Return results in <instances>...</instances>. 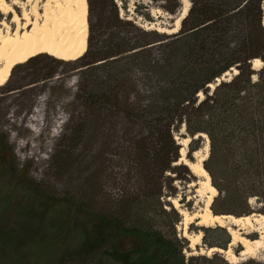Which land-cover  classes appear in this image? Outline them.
Instances as JSON below:
<instances>
[{"label": "rangeland", "instance_id": "rangeland-1", "mask_svg": "<svg viewBox=\"0 0 264 264\" xmlns=\"http://www.w3.org/2000/svg\"><path fill=\"white\" fill-rule=\"evenodd\" d=\"M6 1L16 3L12 6L19 19L13 23L12 14H0V38L8 28L10 34L19 32L22 36L32 32L34 25L43 27L47 0ZM238 1L188 0V4L196 15L206 6L227 11ZM86 2L89 43L84 59L68 62L40 54L35 56L37 60L15 65L0 86V264H101L109 243L96 246L93 252L84 250L79 232L83 225L91 229L93 214H120L125 200L133 196L147 200L150 226L166 239L174 236L179 241L173 242L175 248L186 241L181 251L185 258L218 255L230 264L224 254H207L211 239L217 246L228 248L226 230L190 223L187 233L201 234L199 245L191 249L182 236L184 222L179 212L191 214L207 207L212 215L264 216V203L251 198L239 208L225 206L215 188L210 201L205 181L183 165H200L207 147L209 151V140L201 136L199 149L188 155L190 139L183 126L173 133L178 158L160 172L165 158L158 149L162 138L154 131L158 129L154 123L157 117L166 119L161 125L167 123L168 103H183L187 96V67L205 79L200 67L211 64L213 54L217 58L220 45L207 31L173 33L179 11L169 15L163 10L171 0ZM22 11L32 19V26L23 30ZM229 34L228 46L240 47L245 37L242 25L235 21ZM158 40L163 42L156 43ZM92 62L97 63L83 67ZM181 114L182 110L176 111V119ZM32 117L38 119L37 126L27 122L22 129L17 126ZM27 125L44 129L37 142L42 145L38 150L42 162L38 157L22 159L27 148L25 152L16 148L30 137ZM195 183L196 187L188 188ZM209 185L213 187L211 179ZM197 189L201 190L200 197L188 201ZM175 199L176 207L172 203ZM72 206L77 210L75 216L69 211ZM160 208L167 213L174 210L179 222L174 224L173 217L163 215ZM59 217L67 222L63 224ZM204 229L221 232L208 236ZM243 236L250 240L258 237L256 233ZM240 250L239 245L232 247L236 256ZM251 260L264 264V252L256 259H239L236 264Z\"/></svg>", "mask_w": 264, "mask_h": 264}, {"label": "trees", "instance_id": "trees-1", "mask_svg": "<svg viewBox=\"0 0 264 264\" xmlns=\"http://www.w3.org/2000/svg\"><path fill=\"white\" fill-rule=\"evenodd\" d=\"M163 1L168 3V0ZM263 2L240 0L227 11L220 7L206 6L196 15L193 7L188 9L178 34L207 31L221 48L218 49L217 58H214V54L211 56V64L202 63L200 72L207 76L205 79H200L195 75V69L187 67L186 74L190 75L185 82L187 96L183 103H168L165 126L161 124L166 119H154L155 128L158 127L154 131L162 138L158 149L163 150L165 158L160 172L169 169L170 164L178 158L173 133L181 126L185 136L190 139L188 155L199 149L201 135H205L209 140V156L202 166L213 187L219 192L222 203L236 208L246 205L251 198L264 203V66L252 69L251 65L255 59L264 61ZM180 8L179 0H171L163 10L169 15H175ZM235 21L237 25H242L245 37L240 47L231 49L228 38ZM160 42L163 40L156 43ZM87 53L88 49L77 60L84 59ZM37 59L33 57L30 61ZM96 63L84 64L83 67ZM228 74L231 76L228 77ZM199 92L203 94L201 99H198ZM180 110L182 114L176 119V111ZM170 122H177L179 126H173V123L170 125ZM170 149L172 153L168 157ZM148 206L146 199L133 196L125 200L119 210L120 214H93L91 229L83 225L79 232L82 239L80 246L93 252L96 246L109 243V249L103 251L104 261L100 260L101 264H227L218 255L211 258H185L181 251L186 241L183 240L175 248L173 242L179 241L174 236L166 239L159 230L150 226L146 215L151 210ZM70 210L75 216L76 208L72 206ZM132 212L135 217H132ZM160 212L171 215L174 224L180 220L174 210L167 213L160 208ZM61 221L63 224L67 222L64 219ZM204 232L213 236L221 231L204 229ZM224 237L227 243L228 236ZM208 245L210 248L225 250L224 245L217 246L212 239ZM244 264L260 263L251 260Z\"/></svg>", "mask_w": 264, "mask_h": 264}, {"label": "bare ground", "instance_id": "bare-ground-1", "mask_svg": "<svg viewBox=\"0 0 264 264\" xmlns=\"http://www.w3.org/2000/svg\"><path fill=\"white\" fill-rule=\"evenodd\" d=\"M179 2L181 8L173 25V33H176L179 30L180 23L189 9L188 0H179ZM12 5H16V3L13 1L10 5L6 0H0V14L5 16L12 14V22L15 23L18 22L19 18ZM43 18L45 22L42 28H39L38 25H34L32 32L26 31L22 36H20L19 32L10 34L8 28L7 34L1 36L0 63H2V68L0 69V86L7 81L9 72L15 65L27 62L29 59L40 54H45L54 59L69 62L77 60L85 53L88 35L86 0H47V4L44 6ZM22 21V30L32 26V19L23 11ZM251 65L253 69H257L258 66L259 68L264 66V62L255 59L252 61ZM209 87L213 88L212 85H209ZM40 104L41 101H38V106ZM37 112V110L33 111V114L36 117ZM25 122L37 126L38 119L33 117L27 120L25 119L20 125L17 124V126L22 129L24 127L23 123ZM27 129L30 130V137L25 139L21 144H17L16 148L20 152H25V149L27 148V153L22 156V159H34L38 157V161L42 162L43 158L39 157L38 154V150L42 145L37 142L43 135L44 129L42 127H36L33 129L28 125ZM201 136L205 137V135ZM14 140L15 137H13V141ZM185 142L188 143V140H185ZM206 151V156L201 159V163L207 158L209 152L208 147ZM201 163L193 168L185 163L183 165L187 166L194 176H199L205 181L204 185L210 194L211 201V199L215 197L216 190L209 185V176L202 168ZM194 187H196V183L188 186V188ZM194 193L195 196L188 197V201L200 197L201 190L197 189ZM176 202V199L172 201L174 206L176 205ZM194 209H196L195 203L193 206V210ZM179 213L180 216H183L184 222L182 236L189 241V247L191 249L199 245L201 234L187 233V230L185 229H187V225L196 221V226L206 228L216 225L224 228L230 236V244L227 249L222 250L219 248H210L208 249L207 254H224L227 262L230 264H236L239 259H256L259 253L264 252V216L262 215L250 214L242 217L231 215L214 216L207 207L202 211L197 210L191 214L182 211ZM240 231L242 233H240ZM253 233L258 235L256 239L250 240L243 236L251 235ZM235 245L241 246L240 253H238L237 256L232 252V247Z\"/></svg>", "mask_w": 264, "mask_h": 264}, {"label": "water", "instance_id": "water-1", "mask_svg": "<svg viewBox=\"0 0 264 264\" xmlns=\"http://www.w3.org/2000/svg\"><path fill=\"white\" fill-rule=\"evenodd\" d=\"M183 19H184V18H183ZM183 19H182V20H183ZM261 62H264V61H261ZM252 69H253V68H252ZM219 215H222V214H219ZM214 216H215V215H214ZM208 249H210V247H209ZM239 253H240V252H239ZM237 254H238V253H237Z\"/></svg>", "mask_w": 264, "mask_h": 264}]
</instances>
